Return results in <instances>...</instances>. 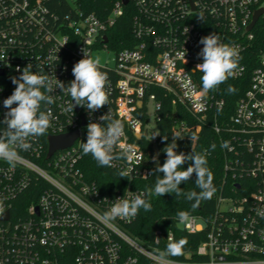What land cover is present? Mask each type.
Returning a JSON list of instances; mask_svg holds the SVG:
<instances>
[{
  "label": "built area",
  "instance_id": "obj_1",
  "mask_svg": "<svg viewBox=\"0 0 264 264\" xmlns=\"http://www.w3.org/2000/svg\"><path fill=\"white\" fill-rule=\"evenodd\" d=\"M54 1L0 0V133L6 128L3 121L8 111L3 100L16 87L11 78L21 75L17 68L30 64L34 73L49 75L54 86L56 78L67 86L74 79L73 66L84 58L83 49L92 56L113 53L102 65L109 77V105L94 113L80 106L64 113L61 105L67 106L70 97L55 89V103L41 105L50 107L55 117L47 134L32 138V147L20 151L14 164L0 160V200L5 209L0 213V264H264V217L257 214L264 211V49L256 62L249 54L264 12L250 26L255 13L264 11V0H129L135 11V44L120 50L110 48L106 33L123 15V1L115 3L106 19L82 12L78 0H57L69 7L60 17L49 8ZM213 32L237 49V68L230 80L245 78L252 66L248 88L233 113L225 116V126L218 122L226 104L219 89L204 92L202 73L194 72L203 62L199 41ZM186 76L191 77V90ZM157 90L172 98V108L178 106L187 117L173 111L174 134L184 137L189 121L192 127L212 121L220 141L229 144L224 149L231 156L224 167L225 178L233 181V193L243 178L251 179L254 188L243 196L214 197L213 220L191 215L189 223L179 224L176 219V229H157L154 245H144L121 227L134 219L105 221L102 215L115 199L129 191H144L134 184L147 179L150 169L145 150L135 140H146L157 155L159 136L151 140L153 133L147 128L151 103L156 122L160 119L162 102ZM109 109L123 124L121 143L134 145L135 156L131 161H113L110 168L129 173L128 183L121 191V180L116 178L118 189L113 196H104L80 168V145L87 124L104 123L99 117ZM76 132L72 146L49 156L50 137ZM31 186L36 189L34 201L18 207ZM206 229V239L194 250L158 261L168 235L175 239L177 232Z\"/></svg>",
  "mask_w": 264,
  "mask_h": 264
},
{
  "label": "clouds",
  "instance_id": "obj_2",
  "mask_svg": "<svg viewBox=\"0 0 264 264\" xmlns=\"http://www.w3.org/2000/svg\"><path fill=\"white\" fill-rule=\"evenodd\" d=\"M188 32V28L186 33ZM67 43V42H66ZM65 43V44H66ZM203 45L200 53L203 62L195 66L194 72L202 73L201 84L204 92L217 89L234 75L237 68L238 52L234 46L221 42L220 37L214 32L204 36L199 41ZM64 44V45H65ZM84 58L80 59L72 68L74 79L66 86L57 78L55 86L49 75L37 74L31 70L28 64L22 70L19 77H12L11 82L16 85L13 93L3 100L4 108L8 109L3 124L5 130L0 133V160L14 164L19 159L20 151H28L32 147L31 139L47 134L51 127V121L55 118L50 107L41 108V105H53L55 103L52 93L59 88L61 93L70 97L67 106L61 105L64 113H71L76 106L86 108L94 113L105 105H109V77L107 72L102 71L101 59L93 57L91 53L83 49ZM184 59L186 54H183ZM185 63H187L185 59ZM188 87L191 90V77L186 76ZM44 91H41V90ZM229 92L234 91L231 87ZM74 102V103H73ZM16 105V106H13ZM104 123L89 122L87 124V139L80 147L82 155H91L98 167H113L116 159L131 161L135 156V146L121 143L124 137V127L120 119L114 118L111 110L99 117ZM159 131L154 132L151 140L160 136ZM183 138L179 135H172V142L167 143L162 151L166 159L161 165L158 160L159 153L153 160L156 162L155 172L163 173L157 175L154 186L143 192L132 193L129 191L123 198L113 201L110 208L105 211L102 218L105 221H112L117 218L131 222L132 219L143 209L151 211L149 198L162 197L165 194L174 193L176 197L184 195L188 201H194L191 207L196 209L202 201L210 200L216 188L213 184L214 174L208 167L206 154H197L193 151L190 154L177 152V139ZM168 136H163L167 141ZM228 148V142L221 145ZM119 149V152H117ZM186 161H192L186 170L182 165ZM127 171H120V177L128 176ZM195 174V185L199 191L183 192L180 185L187 182ZM3 201L0 200V213L4 212ZM257 214L264 217V211L257 210ZM179 224H187L193 218L188 211L177 213ZM166 249L158 254V261L165 257H177L183 255V250L188 243L186 239L175 240L168 235ZM157 242L159 238L156 239Z\"/></svg>",
  "mask_w": 264,
  "mask_h": 264
},
{
  "label": "trees",
  "instance_id": "obj_3",
  "mask_svg": "<svg viewBox=\"0 0 264 264\" xmlns=\"http://www.w3.org/2000/svg\"><path fill=\"white\" fill-rule=\"evenodd\" d=\"M123 0H78L77 5L79 9L84 13H92L99 19H106L111 10L113 9L116 2ZM51 12H54L60 17L68 13L69 7L63 1L55 0L49 4ZM135 11L130 3L124 5L123 15L116 20V23L109 28L107 31V39L109 40V46L112 49H124L132 48L135 44L134 37L132 35V22ZM256 39L253 48L249 54L251 58L255 59L258 57V53L264 49V20L261 19L255 28ZM256 64V63H255ZM252 66L249 65L248 73L246 77L240 80L228 79L225 83H222L218 87V95L225 100L224 111L219 114V124L226 125L225 116L233 113L237 101L243 96L246 89L248 88L250 77H251ZM231 87L234 91L229 92L228 89ZM156 95L162 102V108L159 111L160 119L157 123V127L161 135L158 137L157 151L159 153L158 160L162 165L166 159V154L162 151L166 147L167 143L172 142V135L174 134V120L173 111H176L183 116L181 109L178 106L172 108V98L165 97L161 90H157ZM187 119L186 116H183ZM189 130L182 139H177V152H184L190 154L192 151L197 154H206L208 161V167L214 174L213 184L216 191L210 200L202 201L199 207L193 209L191 207L194 201H188L184 195L176 197L174 193L165 194L162 197H151L149 198L151 203V211H144L141 209L135 219L129 224L121 223V227L130 236L138 240L144 245H154L153 237L154 232L157 229L166 230L168 227L176 229L175 221L177 213L180 211H188L190 215H200L207 222L213 220L214 215L217 211V202L214 197L219 196H243L247 195L248 191L254 188L253 181L248 178L241 180V186L237 193L232 191V183H229L228 179L225 178V161L227 156H231L228 149H224L221 145L220 137L213 130L212 121H208L206 124L192 127V122L189 121ZM167 135L168 140L163 141V136ZM87 139V131L85 133L84 142ZM146 152L148 166L150 169V175L147 179L136 182L134 185L140 187L144 191L154 186L155 178L157 175L163 176V173L155 172L156 164L153 163V157L156 156L153 152L152 147L146 140H135ZM82 151V149H81ZM192 161H186L182 165V170H186ZM80 168L87 180L95 182L97 188L101 191L104 196H113L118 189L115 185L116 178L121 180V191L126 187L128 183L127 177H120L116 170L110 167H98L96 161L91 155H82ZM196 176L193 174L191 179L187 182H183L180 188L183 192L188 191H199L195 185ZM253 185V186H252ZM251 188V189H250ZM35 186H31L28 192L21 196L17 202L18 207H26L31 204L35 199ZM208 229L198 233H186L177 232L175 240L184 238L187 240V244L184 250H194L197 245L206 239Z\"/></svg>",
  "mask_w": 264,
  "mask_h": 264
},
{
  "label": "water",
  "instance_id": "obj_4",
  "mask_svg": "<svg viewBox=\"0 0 264 264\" xmlns=\"http://www.w3.org/2000/svg\"><path fill=\"white\" fill-rule=\"evenodd\" d=\"M128 3H129V0H123L124 5H127ZM263 12H264L263 9H260L255 13L250 29L254 27V25L258 21L259 17L263 14ZM77 138H78L77 132L71 133V134H65V135H61L57 137H50L49 138V156H51L56 151L72 146V144ZM236 188L239 189L240 186L236 185ZM6 216L8 218V214Z\"/></svg>",
  "mask_w": 264,
  "mask_h": 264
},
{
  "label": "rangeland",
  "instance_id": "obj_5",
  "mask_svg": "<svg viewBox=\"0 0 264 264\" xmlns=\"http://www.w3.org/2000/svg\"><path fill=\"white\" fill-rule=\"evenodd\" d=\"M95 56H99L101 59V64H105L106 61H110L113 58V53L112 52H99L97 54H94L93 57ZM148 124H147V128L150 130L151 133L154 134V132L158 131V127H157V122H156V118H155V110H154V106L151 103L148 106ZM232 180H229V183H232Z\"/></svg>",
  "mask_w": 264,
  "mask_h": 264
}]
</instances>
